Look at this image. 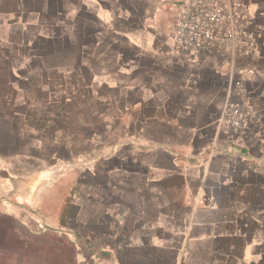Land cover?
I'll return each mask as SVG.
<instances>
[{
  "label": "crops",
  "instance_id": "0c3cea01",
  "mask_svg": "<svg viewBox=\"0 0 264 264\" xmlns=\"http://www.w3.org/2000/svg\"><path fill=\"white\" fill-rule=\"evenodd\" d=\"M186 1L0 0V96L45 95L33 137L58 147L1 179L67 170L36 264H264V0L200 51Z\"/></svg>",
  "mask_w": 264,
  "mask_h": 264
},
{
  "label": "rangeland",
  "instance_id": "374dc122",
  "mask_svg": "<svg viewBox=\"0 0 264 264\" xmlns=\"http://www.w3.org/2000/svg\"><path fill=\"white\" fill-rule=\"evenodd\" d=\"M252 2L254 0H188L184 4L192 3L194 7L207 9L217 7L219 12H224L220 15V24L225 36V33L233 29L236 33L238 28L245 31L256 22L263 23L262 19L258 21L259 6H252ZM238 33L242 34L240 31ZM28 90L33 93V85ZM31 94L26 97L0 96V169L15 167L13 163H24L27 161L25 155L31 158L36 150L42 158L41 164H46L54 149L58 148L50 142L43 146L33 137L35 132L40 131L38 114L43 115L44 112L38 110L45 95ZM25 99L30 101L27 107L22 104ZM35 99H39L37 103ZM46 105L49 106L48 103ZM25 124L27 127H24ZM28 161V167H37L36 160ZM66 171L57 176L56 172L48 169L36 177L29 176L24 180L14 170L13 176L3 175L7 177L5 181L1 179L0 172V264H36L37 258L50 259L55 254L52 249L58 246L57 240L38 233L50 231L47 219L51 214L53 196L60 195L61 190H64L62 185L66 183ZM18 187H23L21 194L27 198V203L23 200L22 205L17 191L12 192ZM6 202L16 204L17 207L6 208Z\"/></svg>",
  "mask_w": 264,
  "mask_h": 264
},
{
  "label": "built area",
  "instance_id": "2783aa9c",
  "mask_svg": "<svg viewBox=\"0 0 264 264\" xmlns=\"http://www.w3.org/2000/svg\"><path fill=\"white\" fill-rule=\"evenodd\" d=\"M219 11L217 7L207 9L200 6L194 7L192 3L184 4L182 12L177 19L176 34L178 45L184 49L192 48L200 51L206 50L213 44L228 38V35L230 36L234 29L225 33L224 36V29L222 24H220V15L224 12ZM240 30L238 28L236 34H239ZM228 109L230 110V115L233 116V124L237 128L247 126L246 117L239 106L231 105Z\"/></svg>",
  "mask_w": 264,
  "mask_h": 264
}]
</instances>
